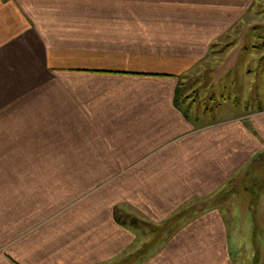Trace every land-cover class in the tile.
<instances>
[{"label": "crops", "instance_id": "1", "mask_svg": "<svg viewBox=\"0 0 264 264\" xmlns=\"http://www.w3.org/2000/svg\"><path fill=\"white\" fill-rule=\"evenodd\" d=\"M252 1L0 0V264L113 262L125 219L170 218L263 161L264 112L210 120L183 92Z\"/></svg>", "mask_w": 264, "mask_h": 264}, {"label": "rangeland", "instance_id": "2", "mask_svg": "<svg viewBox=\"0 0 264 264\" xmlns=\"http://www.w3.org/2000/svg\"><path fill=\"white\" fill-rule=\"evenodd\" d=\"M214 49L185 76L184 99L215 121L264 112V0H253L230 37ZM250 171L212 196L188 200L170 218H123L135 239L104 264H148L162 251L155 264H264V215L257 212L263 206L255 199L264 184V159ZM213 211L222 217L202 218ZM207 221L193 235L184 231Z\"/></svg>", "mask_w": 264, "mask_h": 264}, {"label": "trees", "instance_id": "3", "mask_svg": "<svg viewBox=\"0 0 264 264\" xmlns=\"http://www.w3.org/2000/svg\"><path fill=\"white\" fill-rule=\"evenodd\" d=\"M159 253H161V252H158V253H156V254H159ZM153 257L151 256L148 260H151Z\"/></svg>", "mask_w": 264, "mask_h": 264}]
</instances>
